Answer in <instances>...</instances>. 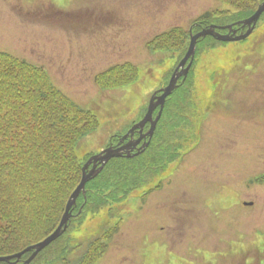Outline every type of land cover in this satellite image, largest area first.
<instances>
[{
	"label": "rangeland",
	"instance_id": "rangeland-1",
	"mask_svg": "<svg viewBox=\"0 0 264 264\" xmlns=\"http://www.w3.org/2000/svg\"><path fill=\"white\" fill-rule=\"evenodd\" d=\"M255 1L246 17L264 0ZM221 6L219 0H0V51L42 63L61 91L97 117L96 128L72 145L82 168L89 156H109L110 145L121 148L118 136L144 119L151 96L185 59L190 32L214 25L221 26L216 32L235 36L226 26L238 20L219 18ZM207 12L212 18L198 24ZM263 27L264 16L245 42L196 39L194 60L190 69L191 57L184 61L186 74L154 124L150 148L134 157L130 145L120 152L132 158H108L86 185L87 204L77 213L79 196L61 237L70 235L66 247L54 250L60 240L36 264H264ZM163 31L171 34L169 51L149 40ZM119 64L126 66L106 73ZM153 121L146 122L151 127ZM200 121L202 128H193ZM161 144L163 173L152 152ZM146 156H152L148 163ZM51 158H43L50 170ZM134 165L140 172L128 177ZM157 172L159 190L143 197ZM43 230L29 240L44 237ZM111 235L110 250L97 259L93 242Z\"/></svg>",
	"mask_w": 264,
	"mask_h": 264
},
{
	"label": "trees",
	"instance_id": "trees-1",
	"mask_svg": "<svg viewBox=\"0 0 264 264\" xmlns=\"http://www.w3.org/2000/svg\"><path fill=\"white\" fill-rule=\"evenodd\" d=\"M219 1L225 7L215 11L217 16L229 17L230 22L250 15L256 6L255 0ZM210 18L211 12H207L197 18L198 24L208 23ZM259 31H264V27ZM167 33L152 35V46L171 50L172 44H166L171 34ZM182 46L178 44L179 48ZM125 66L111 65L106 73L113 67ZM260 80H264V75ZM214 88H218L216 83ZM96 126V116L54 87L43 68L0 51V256L43 239L58 225L67 195L80 180L81 165L72 145ZM193 128L200 126L196 123ZM153 151L154 158L166 156L163 144ZM45 155L52 157V170L43 160ZM151 157L146 156L145 161ZM130 170L132 175L128 177L140 172L135 165ZM140 176L144 177V173ZM49 219L51 224L47 226ZM38 228L45 229V236L30 241ZM95 244L98 254L104 245L98 241ZM66 245L62 242L54 250ZM93 251L91 248L95 258Z\"/></svg>",
	"mask_w": 264,
	"mask_h": 264
},
{
	"label": "water",
	"instance_id": "water-1",
	"mask_svg": "<svg viewBox=\"0 0 264 264\" xmlns=\"http://www.w3.org/2000/svg\"><path fill=\"white\" fill-rule=\"evenodd\" d=\"M264 11V1L262 3H260L256 9V11L249 17H247L246 19L244 20H241V21H238L236 22V24H241V27H248V29L245 31V32H242L240 33L239 35H236V31L235 29L232 28L233 24L232 25H228L226 26V28L229 29L230 32H232L233 35L235 36H232V35H228V34H220L218 32H216V28L219 29V27L221 26H214V25H211L207 28H202L199 32L193 34L192 32H190V44H189V48H188V52L185 56V59L182 60L180 63H179V66H177L169 81H168V84L161 90L162 93L161 95L157 96L156 95V92L154 93V95H152V97L150 98V101H149V105H148V108H147V113L144 117V119L138 123V124H135L132 126V128L129 130L128 133H132L134 129L136 128H140V132L142 130V127L144 126L145 122L147 120L151 121V118H152V113L154 111V109L159 105V111H158V114L157 116L155 117L154 121L152 122V125L151 127L149 128V130L147 131V134L149 136L152 135V132H153V127H154V124L157 122L159 116H160V113H161V109H162V106L164 104V101H165V98L175 89L176 87V82L177 80L179 79V77H181L182 75H185L186 74V71L187 69L183 68V65H184V61L188 58V57H193L194 55V46H195V42H196V39L198 37H202V36H206V35H211L212 37L216 38L217 40H220V41H227V40H240V39H243L245 38L248 34L251 33V31L253 30L259 16L261 15V13ZM225 27L222 26V29H224ZM191 63V62H190ZM190 64L188 65V68H189ZM181 68V70L178 71V69ZM127 133V134H128ZM127 136V135H126ZM139 141V139L137 140ZM136 141V142H137ZM111 154L107 157H103L100 159V157L98 155H95V156H92L90 157L87 162L83 165L82 167V177H81V180L79 182V184L77 185V187L74 189V191L70 194L68 200H67V203H66V206H65V210H64V213L60 219V222L58 224V226L56 227V229L51 233L49 234L47 237H45L43 240H41L40 242L36 243V244H33L29 247H27L25 250L15 254V255H12V256H6V257H0V261H6L8 262L9 264H15V262H10V259L11 258H14L16 257L17 259L22 255V253H24L25 251H29V250H32V253L31 255L29 256V258L25 261L24 264H28L29 261L39 252L41 251L43 248H45L47 245H49L52 241H54L57 237H59L62 232L66 229V226H67V221L68 219L70 218V215H71V212H70V208L73 204H75V200H76V197L78 196V194L84 189V185L85 183L92 177H94L98 171L103 167V165L106 163V161L108 160V158L112 157V156H117V152L110 149L108 150V153ZM97 160H100V167L97 169V170H94V171H89L88 173L85 171L88 167V165L92 162L94 165L95 163L97 162Z\"/></svg>",
	"mask_w": 264,
	"mask_h": 264
}]
</instances>
